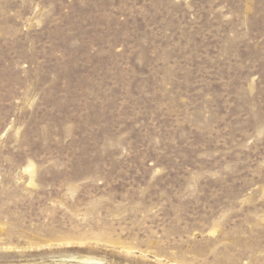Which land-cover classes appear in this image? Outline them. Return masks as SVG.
Returning a JSON list of instances; mask_svg holds the SVG:
<instances>
[{
  "label": "rangeland",
  "instance_id": "374dc122",
  "mask_svg": "<svg viewBox=\"0 0 264 264\" xmlns=\"http://www.w3.org/2000/svg\"><path fill=\"white\" fill-rule=\"evenodd\" d=\"M0 264H264V0H0Z\"/></svg>",
  "mask_w": 264,
  "mask_h": 264
}]
</instances>
